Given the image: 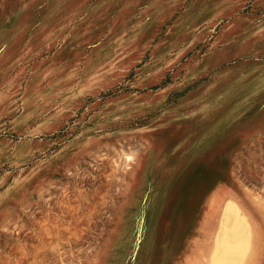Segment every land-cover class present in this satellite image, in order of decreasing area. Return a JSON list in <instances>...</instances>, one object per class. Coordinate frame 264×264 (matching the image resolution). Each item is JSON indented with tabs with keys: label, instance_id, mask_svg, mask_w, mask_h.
<instances>
[{
	"label": "rangeland",
	"instance_id": "374dc122",
	"mask_svg": "<svg viewBox=\"0 0 264 264\" xmlns=\"http://www.w3.org/2000/svg\"><path fill=\"white\" fill-rule=\"evenodd\" d=\"M220 184L264 203V0H0V264H237Z\"/></svg>",
	"mask_w": 264,
	"mask_h": 264
},
{
	"label": "crops",
	"instance_id": "0c3cea01",
	"mask_svg": "<svg viewBox=\"0 0 264 264\" xmlns=\"http://www.w3.org/2000/svg\"><path fill=\"white\" fill-rule=\"evenodd\" d=\"M207 179H211L209 181L214 180L211 175H209ZM203 180L204 179L198 178L194 180V183L199 185ZM236 190L231 189L227 185H218L217 191L214 196H212L214 201V213L212 216L214 221L213 226H209V228L206 227L203 236L195 237V239L189 243V252L192 259H204L206 262L210 259H214V249L221 230L219 219L224 210L222 204L227 199H232L238 207L242 208L243 213L251 219L254 230L256 231V240L253 242V252L244 257L242 259L243 262L242 260H237V264H245V261H247V264H264V203L260 197H257L262 196V188L259 187L255 190L238 187ZM238 196H242V199L238 198ZM245 202L252 207V212L246 210ZM189 263L192 264L191 262Z\"/></svg>",
	"mask_w": 264,
	"mask_h": 264
},
{
	"label": "bare ground",
	"instance_id": "6f19581e",
	"mask_svg": "<svg viewBox=\"0 0 264 264\" xmlns=\"http://www.w3.org/2000/svg\"><path fill=\"white\" fill-rule=\"evenodd\" d=\"M243 245H244V244H243L242 242L239 244V246H240V249H241V250L239 249L240 251H242V250H243V249H242V248H243Z\"/></svg>",
	"mask_w": 264,
	"mask_h": 264
}]
</instances>
